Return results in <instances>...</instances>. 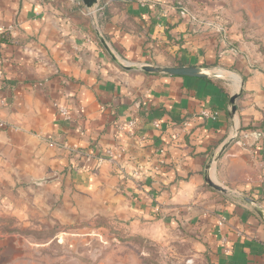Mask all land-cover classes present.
I'll return each mask as SVG.
<instances>
[{
	"label": "crops",
	"instance_id": "crops-1",
	"mask_svg": "<svg viewBox=\"0 0 264 264\" xmlns=\"http://www.w3.org/2000/svg\"><path fill=\"white\" fill-rule=\"evenodd\" d=\"M179 2L200 11L98 0L102 37L124 64L77 0H0V216L108 215L133 234L188 231L210 264H264V218L242 198L264 209V0Z\"/></svg>",
	"mask_w": 264,
	"mask_h": 264
},
{
	"label": "rangeland",
	"instance_id": "rangeland-1",
	"mask_svg": "<svg viewBox=\"0 0 264 264\" xmlns=\"http://www.w3.org/2000/svg\"><path fill=\"white\" fill-rule=\"evenodd\" d=\"M158 1L178 8L181 0ZM188 6L199 13V7ZM87 17L102 36L96 16ZM106 44L118 61L127 63ZM26 214L23 219L10 212L0 216L1 264H210L189 232L177 228L162 227L155 236H143L108 215L63 224L47 214L39 220Z\"/></svg>",
	"mask_w": 264,
	"mask_h": 264
},
{
	"label": "water",
	"instance_id": "water-1",
	"mask_svg": "<svg viewBox=\"0 0 264 264\" xmlns=\"http://www.w3.org/2000/svg\"><path fill=\"white\" fill-rule=\"evenodd\" d=\"M84 5L87 8H94L96 4L98 3V0H82ZM100 39L106 49L110 52L112 57L115 60H118L116 55L111 51V49L107 46L105 39L100 36ZM124 68L127 69H138L147 73H157V74H167V75H174V76H182V77H198V78H208L210 76V73L203 67L191 65V66H160V65H154V64H142L140 66L137 65H123ZM241 92L234 94L230 98V103L232 105V112H235L237 110L236 100L238 97H240ZM232 142V139L225 142L224 145L221 147L217 157L216 161L221 157L223 152L228 148L230 143ZM54 179V178H51ZM207 183L215 190L227 192V189L223 187L222 185L216 183L210 178H207ZM242 198L248 202L250 205L254 207V209L257 211V213L264 218V209L257 204V202L247 196H242Z\"/></svg>",
	"mask_w": 264,
	"mask_h": 264
},
{
	"label": "built area",
	"instance_id": "built-area-1",
	"mask_svg": "<svg viewBox=\"0 0 264 264\" xmlns=\"http://www.w3.org/2000/svg\"><path fill=\"white\" fill-rule=\"evenodd\" d=\"M139 2L141 4H148L151 8H155L158 4H160V2L158 0H139ZM77 3L81 6H84V3L82 2V0H77ZM86 7V6H85ZM178 9L180 10V13L183 15V16H186L188 18H191V19H194L196 17V15L189 9V6L187 4H184V3H180ZM102 10V8H85L84 12L87 14V15H95L97 16V14ZM61 113L65 116L68 115V109L67 107H61ZM201 115L205 118H211V119H217L218 116H219V112L217 110H214V111H211V110H208V109H204L202 110L201 112ZM128 125L132 128L136 125V121L134 120H131ZM155 125L156 126H159V122H155ZM189 126V122H184L183 125H182V128H181V131L182 132H185L186 129L188 128ZM257 136H262L264 135L262 132H258V133H255ZM66 148H68L66 146ZM81 154H84L82 152H80ZM105 158L106 159H109V160H113L115 159V156H121L120 153H117L115 152V150L113 148H107L106 151H105ZM90 156V154H88V157ZM102 159V158H101ZM138 171L135 172V174H137ZM224 220H221L219 225H224Z\"/></svg>",
	"mask_w": 264,
	"mask_h": 264
}]
</instances>
